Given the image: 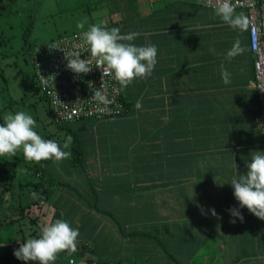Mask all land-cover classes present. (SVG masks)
Masks as SVG:
<instances>
[{
	"label": "crops",
	"instance_id": "obj_1",
	"mask_svg": "<svg viewBox=\"0 0 264 264\" xmlns=\"http://www.w3.org/2000/svg\"><path fill=\"white\" fill-rule=\"evenodd\" d=\"M129 9L131 17L118 28L121 34L139 32L137 45L157 47L154 70L125 87L131 98L127 112L97 122L94 135L84 131L88 124L70 125V136L83 149L85 173L99 184L98 239L103 241L96 253L114 248V261L120 257L119 264H129L121 258H128L119 252L122 245L147 237L157 249L148 253L150 264H166L155 240L166 241L181 264H249L250 259L264 264V221L246 208L240 209L243 222L229 214L239 203L227 183L237 172L246 173L250 152L261 151L260 132L252 123L258 101L248 86L253 71L247 29L230 27L194 0L152 6L134 0ZM235 13L246 17L243 9ZM237 41L244 51L229 58ZM221 65L230 74L228 84ZM213 209L219 219L211 215ZM82 213L91 212L80 208L76 215ZM111 216L139 234L116 235ZM92 224L86 223L89 237L97 233ZM201 245L207 248L198 254ZM131 250L134 254V246Z\"/></svg>",
	"mask_w": 264,
	"mask_h": 264
},
{
	"label": "rangeland",
	"instance_id": "obj_2",
	"mask_svg": "<svg viewBox=\"0 0 264 264\" xmlns=\"http://www.w3.org/2000/svg\"><path fill=\"white\" fill-rule=\"evenodd\" d=\"M134 0H0V120L4 123L3 117L7 113H15L23 111L31 115L35 121V131L44 138L55 140L63 148L65 142L68 141L72 129H59L51 121L48 113L45 98L38 89L35 79L32 76V50L35 46H39L57 36L68 35L71 33L82 32L88 30L92 24H101L103 27L111 29L117 27L121 20L129 19L130 4ZM84 22V29L77 28V24ZM95 126L91 124L84 131L90 130L94 135ZM69 149V148H68ZM68 149H64L68 151ZM19 150L18 153H21ZM103 156L102 153H99ZM18 156V154H17ZM18 159V157H17ZM84 155L80 162H83ZM68 160L55 163L53 160L47 161H22L19 162L18 171H21L22 180L39 181L35 176V170L25 169L35 167L42 173L43 178L52 179V187L48 192L47 202L52 204L54 200L61 197L64 200L66 188L73 179H78L79 175L74 171ZM77 174V175H76ZM59 182L61 185L58 189L53 183ZM82 184V183H79ZM72 185V184H71ZM73 187L76 185H72ZM29 189V188H28ZM28 189L18 190L15 185L12 194L11 189L7 193H0V245L21 243L31 237L30 232L40 227L41 223L46 224L52 213V207L43 205L35 207L30 205L28 215L22 217L23 210L21 207L28 204L37 192L28 193ZM69 189V188H68ZM67 196V195H66ZM68 203V201H63ZM63 202L55 205L59 206ZM63 205L62 213L66 212L67 205ZM69 214V213H68ZM37 217V224H30L29 218ZM102 216V215H100ZM103 217V216H102ZM9 219L13 222H7ZM5 220L6 223H2ZM91 222V221H90ZM92 223V222H91ZM100 219L96 220L92 225L93 230H97L93 237H89V232L82 231L83 238L79 237V242L93 250L95 258L101 261H114L111 252L114 248L109 249L105 255H98L96 252L102 241L98 239L100 236L99 229L103 224ZM78 228V224L72 226ZM131 232L133 230H125ZM105 234V233H104ZM103 234V235H104ZM149 235V233H148ZM147 236V233H146ZM131 237V236H130ZM129 237V238H130ZM32 238V237H31ZM152 238V237H151ZM147 237L136 244L124 243L122 249L119 250L122 255L127 254L128 258H123V262L128 260L129 264H150L148 253L154 248V244L147 241ZM160 250L166 254V264H181L180 257L175 253L174 249L169 247L166 241L155 240ZM80 244V245H81ZM108 244L109 243H105ZM134 246L135 253L131 248ZM198 251L204 253L207 247H202ZM157 250V249H156ZM224 249H220L222 252ZM160 252V251H159ZM215 252V251H214ZM228 250H226V253ZM92 255V253H91ZM123 257V256H122ZM172 259L167 261V259ZM196 257L193 258L195 260ZM71 259L73 264H77L79 259L75 254L62 252L57 254L54 264H67ZM202 259V257H201ZM253 264V259L248 261ZM196 263V262H195ZM244 262H242L243 264ZM126 264V263H121ZM159 264V263H158ZM222 264V263H218Z\"/></svg>",
	"mask_w": 264,
	"mask_h": 264
},
{
	"label": "clouds",
	"instance_id": "obj_3",
	"mask_svg": "<svg viewBox=\"0 0 264 264\" xmlns=\"http://www.w3.org/2000/svg\"><path fill=\"white\" fill-rule=\"evenodd\" d=\"M215 12L230 27L240 30L248 27L247 17L243 13L236 14L230 0H222ZM84 27V22L77 24L79 29ZM139 35L136 31L121 34L117 27L108 29L101 24H92L82 32L83 44L91 58L81 59L80 52H64L66 67L78 76L88 74L93 67L102 69V75H110L121 87H127L137 78L150 76L157 63V47L150 43L135 44ZM243 51L237 41L227 56L231 58ZM221 77L225 84L230 83V74L223 65ZM96 97L104 99L100 90H96ZM136 107H141L139 101ZM3 120L4 123L0 124V157L15 156L17 151L22 150L27 161L53 160L59 163L70 158L71 152L64 149L69 148L71 138L63 148L55 140L42 138L34 130L36 121L31 115L18 111L5 114ZM249 157L244 174L237 172L238 165L232 161L237 174L227 184L232 187L239 208L229 209V214L243 222L240 209L246 208L257 219L264 221V152L252 151ZM210 211L213 217L219 219L214 209ZM235 219L230 222L235 223ZM79 235V230L68 221L56 219L41 227L38 238L30 237L20 243L13 255L23 264H54L58 253L73 254L78 251Z\"/></svg>",
	"mask_w": 264,
	"mask_h": 264
},
{
	"label": "built area",
	"instance_id": "obj_4",
	"mask_svg": "<svg viewBox=\"0 0 264 264\" xmlns=\"http://www.w3.org/2000/svg\"><path fill=\"white\" fill-rule=\"evenodd\" d=\"M164 1L169 0H146L148 6ZM194 1L213 10L222 2ZM230 3L234 10H245L248 19L247 38L253 68V78L248 86L254 89L258 101V113L252 123L260 132V147L264 152V0H230ZM82 32L57 36L32 50L34 79L56 125L79 119L115 118L124 112L121 86L112 76L102 75L103 70L95 67L88 74L79 76L67 69L64 52H80L81 59L91 58L83 44ZM96 90L101 91L103 100L96 97ZM67 264H73L72 260Z\"/></svg>",
	"mask_w": 264,
	"mask_h": 264
},
{
	"label": "trees",
	"instance_id": "obj_5",
	"mask_svg": "<svg viewBox=\"0 0 264 264\" xmlns=\"http://www.w3.org/2000/svg\"><path fill=\"white\" fill-rule=\"evenodd\" d=\"M237 10V9H236ZM249 48V46H248ZM252 64V62H251ZM31 65H32V61H31ZM252 66V65H251ZM253 71V68H252ZM32 76L33 75V71H32ZM43 96V95H42ZM44 97V96H43ZM130 96H128L126 94V89L125 87H121V100H122V104L124 107V112L122 113L121 116H123L125 114V112H127L128 107H130V102H131V98H129ZM45 98V97H44ZM46 101V99H45ZM47 104V101H46ZM47 108H48V113L50 115L51 118V113L49 111V107L47 104ZM119 116V117H121ZM119 117H115V118H119ZM115 118H103L100 120H93V119H79V120H75L73 122H69V123H63V124H59L56 125L53 124L59 128V129H70V125L75 123V122H80L83 124H88L91 125H95L97 122L99 121H103V120H107V119H115ZM52 121V120H51ZM0 124H2L1 120H0ZM70 145H69V149L68 151L71 152V156L70 158L66 159L69 161V163L71 164L72 168L74 169L75 172H77V174L79 175L78 179H73L68 188L67 191H65V197L64 200H61V197H59L58 199L54 200V202L52 204H48L47 202V198H48V192L50 191L51 187H52V179H50L49 177L47 178H43L42 177V173L39 174V172L36 170L35 167H28L26 166L25 169H34L35 170V176H37L39 178V181L37 182H33L31 180H22L21 177V171H18L19 168V162L22 161H27L23 155V152L21 151V153H16L15 156H2L0 157V193H7L10 191V193L12 194V191L15 187V185L17 186L18 190H22L23 188L28 189V193L35 191L37 192L36 196H33L31 194V199L29 201L28 204L24 205L23 207H21V209L23 210V213L21 214L22 217L25 215H28V209L30 205H35V207H40L43 205H48L49 207H52V213L50 218L48 219V222H52L56 219H64L66 221H68L70 223L71 226H74L76 224H78V230H79V237H81V239L83 238V233L84 230L87 227H89V225H86V223H89L90 221L93 223L92 225H95L94 223H96V220L99 219L100 214H102V211H100L99 207H98V186L99 184L97 183V181L95 180H90V178L86 175L85 173V169L82 166V162L81 158L83 156V149L82 146L80 145L77 137L75 136H70ZM18 154V156H17ZM18 157V159H17ZM69 164V165H70ZM76 174V175H77ZM82 183V184H79ZM76 185L77 188H75V186L73 187L72 185ZM54 186H56L58 189H60L59 187L61 186L59 184V182L53 183ZM30 191V192H29ZM63 201H68V203L66 204V202ZM60 203L63 202L62 204H60L59 206L55 205L56 203ZM67 205L66 208H68L66 210V212L62 213V211L64 210L62 207L63 205ZM80 208L82 209H87V211H90L91 213L88 215V217L84 216V213H82L81 215H76L77 211L80 210ZM62 209V211H61ZM104 212V211H103ZM69 213V214H68ZM104 214V213H103ZM112 218V222H113V226L115 227V234L118 236H121L123 239H128L130 236L134 237L136 234H139L135 231H131V232H124V226L114 217H110ZM14 220L9 219L7 222H13ZM75 221V222H74ZM29 222L30 224H37L38 220L36 216H32L29 218ZM90 222V223H91ZM2 223H6L5 220H2ZM46 223V224H47ZM1 224V222H0ZM45 225L44 223L40 224V227H38L36 230H32L30 232V235L32 238H38L40 235V229L41 227ZM93 230V229H92ZM83 231V233H82ZM79 237H78V251L73 253L77 256V258L79 260H84L85 264H119V262L121 261L120 257L117 258L115 261L112 262H108V261H101L98 258H95L94 256V252L93 250L87 249V247L83 246L80 242H79ZM130 237V239H131ZM23 243V242H21ZM20 244V243H19ZM19 244H6V245H0V264H23L22 261L17 260L14 255L13 252L15 249H17L19 247ZM81 244V245H80ZM92 253V255H91ZM122 260L124 257H121ZM71 260V259H69ZM129 261V260H128ZM68 262V261H67Z\"/></svg>",
	"mask_w": 264,
	"mask_h": 264
}]
</instances>
